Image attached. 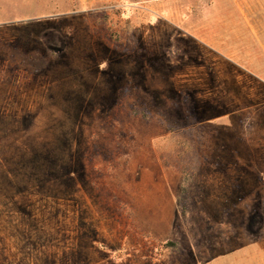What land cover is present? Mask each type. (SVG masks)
<instances>
[{
  "label": "rangeland",
  "instance_id": "rangeland-1",
  "mask_svg": "<svg viewBox=\"0 0 264 264\" xmlns=\"http://www.w3.org/2000/svg\"><path fill=\"white\" fill-rule=\"evenodd\" d=\"M0 264H264V0H0Z\"/></svg>",
  "mask_w": 264,
  "mask_h": 264
}]
</instances>
